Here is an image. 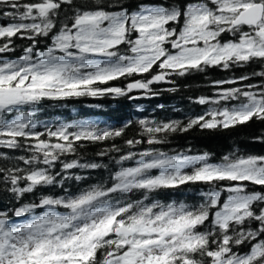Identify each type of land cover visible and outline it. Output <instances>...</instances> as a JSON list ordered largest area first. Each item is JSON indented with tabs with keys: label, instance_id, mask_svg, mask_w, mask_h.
Masks as SVG:
<instances>
[{
	"label": "snow or ice",
	"instance_id": "snow-or-ice-1",
	"mask_svg": "<svg viewBox=\"0 0 264 264\" xmlns=\"http://www.w3.org/2000/svg\"><path fill=\"white\" fill-rule=\"evenodd\" d=\"M0 17L7 21H0V158L28 153L0 167L12 205L0 207V264H264V155L230 152L212 162L207 152L170 155L155 147L194 128L264 123V0H137L132 7L124 0H0ZM16 40L30 43L7 58ZM254 64L262 70L211 81L213 95L194 101L207 110L187 123L138 119L137 136L123 139L127 152L115 141L131 120L117 128L36 119L45 101L151 99L158 94L152 86L172 84V77ZM254 78L259 82H249ZM120 79L128 83L110 85ZM106 141L113 143L97 155L118 154V170L107 184L71 192L66 181L86 179L71 170L104 165L64 157L76 156L84 142ZM195 184L206 186L198 205L154 198ZM55 187L63 194L21 203ZM133 192L143 199L125 201Z\"/></svg>",
	"mask_w": 264,
	"mask_h": 264
},
{
	"label": "trees",
	"instance_id": "trees-1",
	"mask_svg": "<svg viewBox=\"0 0 264 264\" xmlns=\"http://www.w3.org/2000/svg\"><path fill=\"white\" fill-rule=\"evenodd\" d=\"M75 3L77 5L87 4L88 6H92L94 0H75ZM124 3L126 6L132 7L137 3V0H124ZM67 14L69 18L66 22L71 23V10H68ZM61 18L63 19V14ZM0 21L7 22L2 17H0ZM231 38L230 34L223 36L224 40ZM29 43L27 40H16V49L13 53H9L7 58L16 59L23 55V50ZM46 43L48 41L42 40L39 47L43 49ZM260 70H262L261 66L254 64L244 69L223 71L219 68H209L204 73L193 72L191 75L184 77H172L171 79L174 81L172 84L160 83L152 86L158 94L151 99L130 100L127 97L114 98L109 95L101 99L80 98L61 102L45 101L40 106L36 119L41 124L58 121L72 122L74 119H81L98 122L101 127L109 126L117 128L125 121L131 120L134 126L126 130L123 138H118L115 141L117 145H120L124 149V152H127L128 149L124 146L123 139L137 136L138 125L136 122L138 119L180 120L183 123H187V117L199 116L207 110L208 105H200L194 101L200 96L213 95L214 89L211 87V81L228 79L233 76L250 74L253 71ZM132 79H140V77H133ZM249 82L258 83L259 78H254ZM127 83L128 81L120 79L110 82V85L124 87ZM169 89H175V91ZM137 94L133 93V95ZM97 105H100V107H96ZM39 130L43 131V128L39 127ZM262 136H264V123L250 122L246 125L227 130H201L194 128L187 133L172 134L167 144L155 147L170 155L175 153L198 155L207 152L210 154L212 162H220L221 158L230 152H238L240 155H264V142L254 139L255 137ZM84 143L85 146L78 149L76 156L69 155L64 157V159L79 158L81 162L101 163L104 167L96 170H71L76 175L86 177V179L80 182L74 179L65 182L64 186L73 193L91 184L109 183L110 174L119 168V165L115 164L114 159L118 154L113 153L106 157L97 155L103 149L110 147L113 143L112 141ZM147 147L149 146L144 144L138 146V149L142 150ZM20 155H28V153H25L23 150L7 152L4 158H0V167H12L20 163L17 160V157ZM132 164V161L125 162V166H132ZM59 170L60 168L57 166L55 171ZM204 188L206 186L200 184L187 185L176 190L160 191L154 194V198L165 204L175 202L177 204L186 203L189 206L198 205L202 200L199 192ZM249 190L251 191L253 188L250 186ZM255 190L260 189L257 187ZM41 194L60 195L63 194V190L59 187L41 189L36 194H26L21 203H30L33 200H38ZM9 199L10 194L0 185V207L12 206L9 203ZM142 199L143 193L141 192H133L124 197V200L129 202ZM148 202L150 201H145V203ZM239 250L246 252L248 248L242 246ZM100 258L102 259V257Z\"/></svg>",
	"mask_w": 264,
	"mask_h": 264
}]
</instances>
